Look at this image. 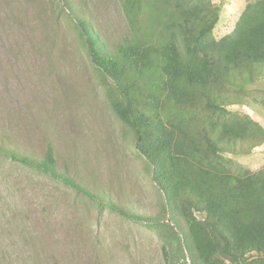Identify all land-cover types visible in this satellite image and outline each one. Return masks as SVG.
Here are the masks:
<instances>
[{
  "label": "rangeland",
  "instance_id": "rangeland-1",
  "mask_svg": "<svg viewBox=\"0 0 264 264\" xmlns=\"http://www.w3.org/2000/svg\"><path fill=\"white\" fill-rule=\"evenodd\" d=\"M249 1L212 0L216 39ZM78 19L108 49L130 30L116 0H0V264H165L153 231L98 207L171 223L132 133L111 112L109 81L85 55ZM255 72L253 82L236 78L243 88L228 93L235 103L225 110L264 131V65ZM47 145L58 171L94 200L8 157L39 159ZM225 157L257 171L264 139L238 142Z\"/></svg>",
  "mask_w": 264,
  "mask_h": 264
},
{
  "label": "trees",
  "instance_id": "trees-1",
  "mask_svg": "<svg viewBox=\"0 0 264 264\" xmlns=\"http://www.w3.org/2000/svg\"><path fill=\"white\" fill-rule=\"evenodd\" d=\"M116 1L130 30L113 48L88 23L78 19L77 26L86 57L109 81L111 112L132 133L171 223L107 201L98 200L99 209L153 231L165 264H264V167L252 172L225 157L238 142L264 139L258 123L225 110L235 103L228 93L243 88L236 78L253 82L264 65V0L247 2L219 39L213 31L221 9L212 0ZM8 157L95 199L58 171L50 145L39 159Z\"/></svg>",
  "mask_w": 264,
  "mask_h": 264
}]
</instances>
